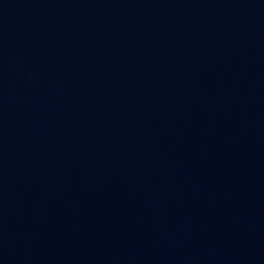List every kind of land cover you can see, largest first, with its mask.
Segmentation results:
<instances>
[{"label": "water", "instance_id": "1", "mask_svg": "<svg viewBox=\"0 0 264 264\" xmlns=\"http://www.w3.org/2000/svg\"><path fill=\"white\" fill-rule=\"evenodd\" d=\"M0 264H264V0H0Z\"/></svg>", "mask_w": 264, "mask_h": 264}]
</instances>
